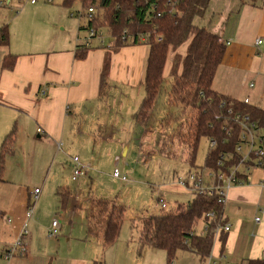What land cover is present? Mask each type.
Returning <instances> with one entry per match:
<instances>
[{
	"label": "crops",
	"instance_id": "1",
	"mask_svg": "<svg viewBox=\"0 0 264 264\" xmlns=\"http://www.w3.org/2000/svg\"><path fill=\"white\" fill-rule=\"evenodd\" d=\"M208 8L221 14V26L218 25L213 33L227 44L224 60L213 81L214 90L236 101L249 100L251 106L264 111V0H211ZM258 40H262L263 44L257 46ZM94 42L85 61L75 59L77 46L71 53L57 48L37 49L16 53L13 70L6 71L3 66L0 69V148L13 130L15 137L13 152L6 157L0 178V264H31L32 232L25 241V256L6 261L2 252L14 244L22 226L26 224L27 227L31 221L26 215L32 201L31 194L18 188L20 186L14 183L15 176L22 173L25 167L32 169L36 159L43 162L51 156L47 152H33L32 146L49 145L55 149L52 159H49L54 164L59 156L61 141L75 138L83 147L89 142L106 145L114 156L115 169H119L121 160L128 158L131 144L138 137L140 162L149 170L151 164H155L151 176L157 180L152 183V189L182 191L174 185L173 175L177 168L168 160L163 163L159 157L160 161L155 151H146V127H137L135 121L145 98L143 85L149 47L131 45L111 51L112 48ZM187 46L179 48L177 53L170 52L164 70L166 77L171 74L173 58L177 54L184 56ZM251 85H254L253 88ZM104 151L98 154H104ZM205 158L203 163L199 161L198 164L203 166ZM22 159L28 162L23 164ZM97 159V154L92 151L90 164L80 161L85 167L94 169L93 162ZM66 166L72 174L71 161ZM245 178L249 184L229 190L225 219L232 228L228 234H223V242L215 240L211 258L205 264H248L264 260V163L247 172ZM59 188L69 195L67 198L66 193L61 196L64 211L61 218L69 219L71 224L66 210L70 205L75 210L78 205L69 188L64 189L61 184ZM35 189H40L42 194L41 188ZM162 199L167 202L165 196ZM89 212L88 202V216ZM257 217H260V222H256ZM55 220L58 219L52 222ZM43 253L47 255L46 261L50 260L46 264L65 260L58 252L56 255L53 252ZM95 262L98 261L93 264ZM200 264L203 263L200 261Z\"/></svg>",
	"mask_w": 264,
	"mask_h": 264
},
{
	"label": "trees",
	"instance_id": "2",
	"mask_svg": "<svg viewBox=\"0 0 264 264\" xmlns=\"http://www.w3.org/2000/svg\"><path fill=\"white\" fill-rule=\"evenodd\" d=\"M83 9L94 6L96 18L86 21L79 30H100L105 28L113 38L111 51L131 45H147L149 55L146 78L143 87L145 98L135 116L139 128L159 122L157 110L159 97L165 92L166 105L161 123L170 128L175 122L174 133L158 132L156 147L165 157L169 140L173 145L188 151V160L195 166L202 140L215 139L218 147L210 151L206 162L209 170L219 171L222 155H229L226 169L240 164L237 145L240 141L239 116H248L264 129V111L244 102L221 95L213 88L217 69L224 60L227 44L207 28L194 24L196 18L206 15L211 0H81ZM67 4V2H66ZM101 12H104L102 15ZM125 37V38H124ZM8 26L0 28V46H9ZM160 40V41H159ZM79 43V42H78ZM187 46L184 56L177 55L166 78L165 67L170 52ZM90 47L77 45L75 59L85 61ZM15 55L3 59V69L11 71L16 65ZM108 64V63H107ZM107 71V65L104 70ZM170 89L166 90V84ZM155 126V125H153ZM14 130L8 134L0 148V178L4 172L6 157L13 152ZM246 180L245 177L240 179ZM62 189L58 195L62 196ZM88 225L90 234L105 245L117 241L122 231L127 209L113 202L91 196L89 200ZM215 212L216 220L210 223L205 236L196 235L198 221L208 222L206 215ZM223 206L218 198L196 196L192 202L177 205L174 210H163L157 214H144L130 221L137 233L140 250L146 248L166 253L168 264H173L179 252L195 253L205 264L212 255L215 243L216 223L221 220ZM227 221L222 224H226ZM218 241H224L223 234ZM94 264H102L95 262ZM248 264H264V260Z\"/></svg>",
	"mask_w": 264,
	"mask_h": 264
},
{
	"label": "rangeland",
	"instance_id": "3",
	"mask_svg": "<svg viewBox=\"0 0 264 264\" xmlns=\"http://www.w3.org/2000/svg\"><path fill=\"white\" fill-rule=\"evenodd\" d=\"M37 1L36 5H32L11 0L9 6L0 7V28L8 26L10 32L9 46L0 47V69L3 66L2 61L5 55L56 48L71 53L78 44H84L82 39L86 37L88 30H79L80 22L75 16L83 10L81 0ZM96 1L99 2L100 0ZM86 10L87 8L84 10V14ZM214 12L208 8L206 15L203 18H196L194 24L214 32L218 25L221 26L222 22V19H219L221 14L217 11ZM103 13L101 12L102 15H104ZM86 21L87 18L85 17L81 25H85ZM105 31L107 32L106 29ZM78 38L80 39L79 43L77 42ZM176 56L173 58V62ZM169 89L167 83L166 90ZM166 97L165 92L159 97L156 113L159 122L146 127L144 133L148 137L144 147L148 149L146 151L149 153L155 151L158 159L160 157L162 162L168 160L173 167L187 170L184 160L188 156V151L185 148L182 149L173 145V141L169 140L171 142L165 152L166 156L163 157L158 153L161 148L155 145L158 132L169 135L174 133L172 129L177 128L175 122L171 123L169 129L161 123L165 116L163 112L165 111ZM135 134L141 137L138 132ZM138 141L137 137L136 141L131 144V152L128 158L122 159L120 162L119 171L127 177L129 180L127 183L113 178L112 175L116 168L115 160L114 156H111L112 151H109V147L106 145H94L93 142H89L83 147L84 145L75 138L69 141H61V146L58 147L59 156L54 164L49 159H52L55 149L49 145L31 147L33 152L42 151L51 155L43 162L36 159L32 169L28 170L25 167L22 173L19 172L15 176L14 183L18 184L20 186L18 188L24 190L26 194H31L35 188L42 189L41 199L34 207L35 215L33 214L34 217L32 216L31 221L27 223L29 234L32 232L34 242L29 254V258L32 259L31 264L50 262V260L46 261L47 255L43 252H53L55 255L58 252L60 257L65 259L56 264H93L94 261L102 262V264H168L167 255L163 251L149 248L140 250L138 242H136L137 233L132 230L130 221L137 216L160 211V200L163 196L169 203V210H174L173 208L177 205L192 202L194 196L185 191L152 189V183L157 180L156 177L151 176L155 164L152 163L149 170L147 165L142 164V161L140 162V151H137ZM199 147L196 160L198 163H200L199 161L203 163L205 156L209 153L208 140H202ZM104 149V154L99 155V151ZM92 151L98 157L93 162L96 167L90 168L86 177H81L75 182L72 181V174L66 165L75 156H78L82 163L90 164ZM21 161L23 164L28 162L25 159ZM50 169L53 170L52 173ZM60 184L64 185V189H70L71 195L76 199L78 205L75 210H72L71 205L66 210V216H69L71 224H69V219L63 220L61 218L64 211L61 207V196L58 195ZM164 193L166 195H163ZM91 196L122 205L127 209L119 238L107 246L101 240L91 238L89 234L87 216L88 202ZM55 218L59 220L57 221L61 227L56 239L50 238L48 235L51 223L54 222L52 220ZM5 220L7 219L5 218ZM198 222L196 233L200 234L203 232L205 222L203 220ZM173 264H200V260L195 253L183 251L179 252Z\"/></svg>",
	"mask_w": 264,
	"mask_h": 264
},
{
	"label": "built area",
	"instance_id": "4",
	"mask_svg": "<svg viewBox=\"0 0 264 264\" xmlns=\"http://www.w3.org/2000/svg\"><path fill=\"white\" fill-rule=\"evenodd\" d=\"M21 4L30 3L32 5H36L38 3L37 0H17ZM11 4V0H0V7H7ZM79 22L86 17L87 20H95L96 18V8L94 6L88 7L86 13L84 14V9L75 15ZM86 40L84 42L85 47H92V42H97L99 46H104L107 48H112L113 46V38L109 35L105 29L101 28L100 30H95L91 28L88 30V34L86 35ZM125 38V37H124ZM160 41V40H159ZM263 44L262 40L257 41V46ZM254 85H251L253 88ZM244 104L250 105V101H243ZM236 122H238V127H240V141L237 145V153L241 157L240 164L232 169H226V162L230 159L229 155H222L218 168L219 171L215 172L213 170H209L207 167V156L210 151L215 150L218 146V142L215 139L208 140L209 153L205 158V164L203 166L199 165L196 161L195 166L191 164L188 160V156L186 161L184 160L187 170L183 172L181 169H176L174 171L173 178L175 179L174 185L178 187L182 191L188 192L194 196H202L205 198L215 197L218 198V203L223 206V212L221 215V220L216 223V227L213 229L215 239H219L222 234H228L230 232L232 226L227 221L226 224H222L225 222L226 216V204L228 200L229 190L233 187H241L249 184L246 180L240 179V177H245L246 173L256 167L262 166L264 163V129L261 130L257 124V122L250 121L248 116H239L237 117ZM39 134H42L41 130H38ZM71 163L73 166L72 172V181H78L81 177L87 176L90 168L82 165L79 157H74L71 159ZM113 177L115 179L127 182L128 179L126 176L122 175L119 169H115L113 173ZM41 190L35 189L31 192L32 201L30 203L29 208L26 211L27 220H30L34 214L35 204L40 200ZM160 207L163 210L167 208V202L163 199L160 200ZM207 221L205 222L203 232L200 234L196 233V235L205 236L210 228V223L216 220L215 212L209 213L206 215ZM256 222H260V217L255 219ZM59 222L55 220L51 224V229H49V237L50 238H58L59 235ZM29 236L28 228L26 224L22 226V230L17 236L14 244L11 247H8L2 252V257L6 261H12L17 256L23 257L26 255V239ZM211 258V257H210ZM209 258V259H210Z\"/></svg>",
	"mask_w": 264,
	"mask_h": 264
}]
</instances>
